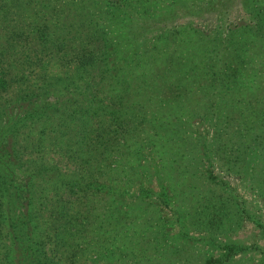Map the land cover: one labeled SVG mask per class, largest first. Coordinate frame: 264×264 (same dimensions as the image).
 <instances>
[{"label": "trees", "instance_id": "trees-1", "mask_svg": "<svg viewBox=\"0 0 264 264\" xmlns=\"http://www.w3.org/2000/svg\"><path fill=\"white\" fill-rule=\"evenodd\" d=\"M0 93V264H229L244 250L190 261L191 228L176 217L169 235L159 212L199 189L181 124L220 130L225 115L257 147L264 0H0ZM163 147L175 172L142 187Z\"/></svg>", "mask_w": 264, "mask_h": 264}, {"label": "rangeland", "instance_id": "rangeland-1", "mask_svg": "<svg viewBox=\"0 0 264 264\" xmlns=\"http://www.w3.org/2000/svg\"><path fill=\"white\" fill-rule=\"evenodd\" d=\"M231 11L230 16L228 14L226 17L228 21L244 16L238 9L232 8ZM214 20L213 17L206 20L193 18V24L203 25L205 23L206 25L210 22L214 23ZM122 62L124 61H117V64L121 65ZM49 64L52 63L44 60L43 68ZM63 67L64 65L55 64L50 71L55 77L61 76L58 71L63 70ZM38 68L40 69V66ZM68 69L71 70L72 65H69ZM47 71L48 68L46 73ZM5 96V93H0V102ZM48 101L55 100L48 99ZM186 103L189 107L188 102ZM227 103L228 101L223 102V104ZM220 119L221 116L217 117L216 121H221ZM222 119L225 124L220 130H216L218 124L214 122L202 121L197 124L195 123L197 119L189 120L186 124L179 126L184 132L180 134L181 132L177 131L175 135H181L185 148L183 153L188 156L186 162L190 163L188 166L195 176L194 185L199 189L196 193H191L189 188L191 183L185 184L182 196L171 201L168 207H162L163 211L160 210L159 214L162 219H165V227L169 230V235L177 232L174 224L176 217L180 218V227L191 228L185 236L192 242L190 243L193 245L191 252L197 250L200 257L195 256L197 260L191 257L190 261L198 262L208 256L216 257L223 252L224 245H232L244 250L234 253L229 259V264H264V182H262L264 179V132L254 137L255 143L253 144L257 147L250 146L244 150L239 146L244 141V137H237L231 132V118L224 115ZM253 126L264 130V122L255 121ZM216 133L220 134L214 137ZM160 141L158 140L157 143ZM166 155L167 150L163 147L157 152L153 151L151 156L144 160L149 172L156 171L158 174L154 178L149 176L150 179L147 175L138 178L142 187H147L146 185L149 184L155 191L158 178H162L160 180L165 182L169 181L164 172L173 170L174 167L168 165ZM61 169H64L62 165ZM186 173L189 177L188 169ZM130 186L133 189L137 187V184L131 183ZM168 188L167 186L166 189ZM93 189L90 188L86 192H94ZM66 199L71 201L69 197ZM179 206L181 207L180 217L176 212ZM187 207L190 208L185 214ZM186 237H178L175 240L184 242ZM119 261H114V263L119 264Z\"/></svg>", "mask_w": 264, "mask_h": 264}]
</instances>
